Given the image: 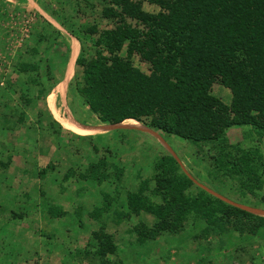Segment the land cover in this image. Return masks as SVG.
Returning a JSON list of instances; mask_svg holds the SVG:
<instances>
[{"label":"trees","instance_id":"trees-1","mask_svg":"<svg viewBox=\"0 0 264 264\" xmlns=\"http://www.w3.org/2000/svg\"><path fill=\"white\" fill-rule=\"evenodd\" d=\"M144 1L105 0L101 17L112 26L100 29L95 23H79L83 38L66 19L52 13L80 43L73 64L80 69L79 76H74L77 94L100 123L114 125L134 119L205 147L216 173L235 178L241 192L255 195L264 183V156L257 147L243 149L230 143L225 132L233 126L250 125L257 135L264 134V0H147L157 5L154 13L143 10ZM19 9L25 11V5ZM35 13L36 22L40 20L42 25L34 32L33 44L25 42L13 63V70L23 75L18 96L11 94L16 89L10 83L0 86V129H21L35 108L36 123L54 134L62 150L65 129L46 105L38 106L49 90L41 79L43 71L48 80H56L58 68L43 57L41 48L54 45L62 66L68 61L70 44L60 29ZM68 68L69 62L66 72ZM214 84L232 93V105L210 92ZM98 151L99 146L93 144L95 159L79 171L68 168L63 182L76 179L81 192L96 183H106L111 189L99 192L100 199L94 203L92 199L76 203L72 212L45 190L39 189L36 201L31 193L18 191L6 171L12 155L0 157V264L3 260L27 264L31 262L29 253H37L32 249L33 239L26 242L34 223L25 221L30 218L29 211L22 209L26 206H41L50 221L71 216L77 232L89 234L78 253L94 255L98 264H110L107 257L118 250L115 235L107 230L110 221L131 223L128 231L137 243L178 233L196 221L204 224L203 234L219 236L228 232L255 235L264 227V216L199 187L168 152L157 154L151 174L137 175V184L131 188L125 182V166L106 155L98 156ZM55 167L53 160L42 167L34 161L23 172L32 170L44 180ZM90 221L98 227L93 228ZM32 232L35 238L37 232ZM49 239L47 245L55 246ZM12 244L19 250L14 258L9 256ZM116 264L124 263L118 260Z\"/></svg>","mask_w":264,"mask_h":264},{"label":"rangeland","instance_id":"rangeland-1","mask_svg":"<svg viewBox=\"0 0 264 264\" xmlns=\"http://www.w3.org/2000/svg\"><path fill=\"white\" fill-rule=\"evenodd\" d=\"M27 1L30 5H26L23 12L22 9L18 10L17 0H3L0 3V7L5 2L10 4H4L0 8V86L10 83V87L16 89L15 94L10 92L15 97L18 96L23 83V75L13 70L16 53L24 47L25 42L29 41L30 46L33 44L34 32L42 25L40 20L36 22L37 16L33 9L37 8L51 21L55 18L52 13H57L60 18L66 19L68 26L73 25L81 38L84 36L83 32L79 31V23H95L100 29L112 26L110 20L101 17L105 0ZM142 8L150 13L158 10L157 5L147 0L143 2ZM46 14H49L50 18ZM45 45L47 44H43L41 48L43 57L47 56L54 67L58 66L55 68L57 78L48 80L43 71L41 79L44 86L49 89V95L41 98L38 106L44 108L48 99L52 113L65 129L62 135L63 143H60L62 150L58 149L54 134L36 123L33 113L35 108L21 129L6 132L0 129V157L12 155L13 164L9 165L6 171L18 191L23 194L31 193L36 201L40 197L39 189L45 190L47 195L54 196L64 203L69 212L73 211L76 203L84 201L86 203L90 199L93 200L92 203L98 201L99 192L111 189L106 183L89 184L86 191L81 192L77 189L79 182H76V179H70L68 182H63L62 179L68 168L72 167L79 171L88 161L95 159L96 154H92V145L96 144L99 146L98 156L106 155L125 166L127 187L133 188L137 184V175L149 176L155 156L168 152L177 159L183 170L199 187L228 200L229 203L264 216V183L261 189L255 190V195L241 192L235 178L223 177L212 169L210 152L205 147L202 148L199 144L172 134L155 131L136 120L138 123L124 120L125 123L117 126L100 123L75 90L74 76L80 74V69L76 70L73 65L80 51L77 39L73 38V49L68 53L69 68L72 65L73 70L68 78L67 72L65 73L67 63L61 66L54 45L44 48ZM135 64L146 69V65L140 64L137 60ZM31 88L35 94L38 87ZM31 90L29 88V93ZM210 92L226 104H233L234 97L226 87L214 84ZM79 122L98 126L83 125ZM44 124L46 127L47 121ZM225 133L230 143L238 144L243 149L257 147L264 156V134L257 135L250 125L233 126ZM80 134L91 135V138L82 139L77 136ZM38 158L41 167L49 160H53L56 166L44 180L34 175L32 170L29 173L23 172ZM63 186L65 190H62ZM22 201L19 203H24ZM22 209L29 211L30 218L25 221H34L33 227L30 228L31 232L26 236V242L31 237L32 249H37L36 254L32 251L29 253L28 258L31 262L27 264H98L94 255L78 253L79 249H83L89 234H79L80 232L74 228L71 216L50 221L42 214V207L39 205L34 208L26 206ZM144 220L151 222L145 216ZM90 224L93 228L98 227L94 221H90ZM130 224L123 222L116 225L109 222L107 230L115 235L118 242L117 253L107 257L110 264H116L118 260L124 264H264V227L255 235L247 232L241 234L228 232L219 236L213 232L203 234L204 224L196 221L193 224L188 223L178 233H164L155 240L137 243L133 233L128 231ZM32 231L37 232L35 238ZM66 234L70 236L66 237ZM46 235H51L53 239L46 238ZM48 239L49 242L55 241V246L47 245ZM11 246L9 256L14 258L19 250L14 244ZM21 250L24 252L23 248ZM2 264L9 262L3 260Z\"/></svg>","mask_w":264,"mask_h":264},{"label":"crops","instance_id":"crops-1","mask_svg":"<svg viewBox=\"0 0 264 264\" xmlns=\"http://www.w3.org/2000/svg\"><path fill=\"white\" fill-rule=\"evenodd\" d=\"M18 1H19V3H18ZM3 2V0H0V3H2ZM4 4H8L7 2H5ZM4 4H1V7L0 8H2L3 6H4ZM8 5H10V4H8ZM20 5H27V6H29L30 4H29V1H27V0H17V7H20ZM33 10H35V11H37V13L38 14H40L42 17H44L45 19H47L49 22H51L55 27H57L58 29H60L66 36H67V38H68V41H69V44H70V52L69 53H71L72 52V49H73V47H72V43H73V38H76L75 36H73V35H71L70 33H68L62 26H61V24L58 22V20L56 19V17L55 18H53L52 20L53 21H51L50 19H48L45 15H43V13H41V12H39L38 11V9L36 8V9H33ZM47 16L49 15V14H46ZM49 17V16H48ZM50 18V17H49ZM77 39V38H76ZM77 41H78V43H79V40L77 39ZM79 49H80V43H79ZM80 52V51H79ZM69 58H70V54H69V57H68V61H67V65H68V62H69ZM76 59V58H75ZM75 63V62H74ZM66 68H67V66H66ZM65 68V69H66ZM65 72H66V70H65ZM64 77H65V73H64ZM64 79V78H63ZM8 85V83H6L3 87H6ZM10 92V91H9ZM47 95H49V94H47ZM48 97V96H47ZM47 99V98H46ZM46 106H47V108L49 109V111L51 112V114H52V116L56 119V120H58L57 118H56V116L52 113V109H51V106H50V104L48 103V99L46 100ZM27 121V120H26ZM78 122V121H77ZM26 123V122H25ZM79 123H81V124H83V125H89V126H98V124H86V123H82V122H79ZM80 135H84V134H80ZM25 139H27V138H25ZM34 147V146H33ZM34 153H35V151H34ZM39 156V155H38ZM13 158V157H12ZM34 161H36V163H37V165L39 166V158L37 159V160H34ZM11 164H13V160H11V162H10V164L9 165H11ZM24 171V170H23Z\"/></svg>","mask_w":264,"mask_h":264},{"label":"bare ground","instance_id":"bare-ground-1","mask_svg":"<svg viewBox=\"0 0 264 264\" xmlns=\"http://www.w3.org/2000/svg\"><path fill=\"white\" fill-rule=\"evenodd\" d=\"M74 58V57H73ZM72 63V62H71ZM72 73V65H70V68H69V70L67 71V73H66V78H68L69 76H70V74ZM125 121H132L133 123H135L136 121L135 120H132V119H126ZM124 121H122L121 123H123ZM125 123V122H124ZM127 123V122H126ZM136 123H138V122H136ZM118 124H120V123H118ZM118 124H115L116 126L118 125Z\"/></svg>","mask_w":264,"mask_h":264},{"label":"water","instance_id":"water-1","mask_svg":"<svg viewBox=\"0 0 264 264\" xmlns=\"http://www.w3.org/2000/svg\"><path fill=\"white\" fill-rule=\"evenodd\" d=\"M210 192V191H209ZM212 193V192H211ZM212 194H214V193H212ZM214 195H216V194H214ZM216 196H218V195H216ZM218 197H220V196H218ZM221 198V197H220ZM222 199H224V198H222ZM225 200V199H224ZM226 201V200H225ZM228 201V200H227ZM231 203V202H230Z\"/></svg>","mask_w":264,"mask_h":264}]
</instances>
